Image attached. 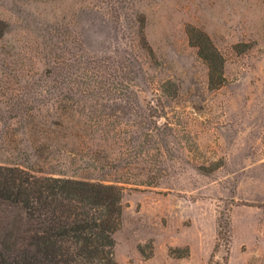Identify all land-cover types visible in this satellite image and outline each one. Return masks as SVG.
Masks as SVG:
<instances>
[{
    "label": "rangeland",
    "instance_id": "obj_1",
    "mask_svg": "<svg viewBox=\"0 0 264 264\" xmlns=\"http://www.w3.org/2000/svg\"><path fill=\"white\" fill-rule=\"evenodd\" d=\"M0 19V165L122 186L119 264H264V0H0Z\"/></svg>",
    "mask_w": 264,
    "mask_h": 264
},
{
    "label": "trees",
    "instance_id": "obj_2",
    "mask_svg": "<svg viewBox=\"0 0 264 264\" xmlns=\"http://www.w3.org/2000/svg\"><path fill=\"white\" fill-rule=\"evenodd\" d=\"M7 30L0 19V39ZM140 34L154 56L143 28ZM187 34L208 67L211 88H220L224 55L201 28L188 25ZM123 194L118 184L0 165V264H119L115 234L123 225Z\"/></svg>",
    "mask_w": 264,
    "mask_h": 264
}]
</instances>
